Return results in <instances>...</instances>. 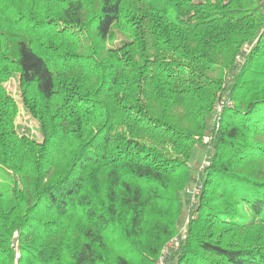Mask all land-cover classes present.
Returning a JSON list of instances; mask_svg holds the SVG:
<instances>
[{
    "label": "trees",
    "instance_id": "obj_1",
    "mask_svg": "<svg viewBox=\"0 0 264 264\" xmlns=\"http://www.w3.org/2000/svg\"><path fill=\"white\" fill-rule=\"evenodd\" d=\"M205 136L168 264H264V0H0V264H156Z\"/></svg>",
    "mask_w": 264,
    "mask_h": 264
},
{
    "label": "rangeland",
    "instance_id": "obj_2",
    "mask_svg": "<svg viewBox=\"0 0 264 264\" xmlns=\"http://www.w3.org/2000/svg\"><path fill=\"white\" fill-rule=\"evenodd\" d=\"M171 18L174 20L176 19V14L174 12L171 13ZM121 32L114 34L109 40L106 42V46L110 47L113 45H118L119 41L121 40ZM242 58V57H241ZM5 88L7 91L17 100L18 102V111L15 116V125L17 129L22 132L28 134L32 139L36 140L39 143H42L44 140L43 134L41 132V127L39 121L34 118L26 109V107L21 103L20 101V95H21V89H20V81L18 76H12L4 83ZM223 101L225 99H221L220 102L215 104L214 108V118L217 117V114L221 115L222 109H223ZM214 121L211 120V126H216L219 128L218 124H214ZM209 145V138L205 136L202 140V144H200L196 150L193 153V156L190 160V165L192 166V177H191V183L185 187L184 191L182 192V196L185 200H188V204L186 206V212L185 215L181 221V224L178 229V234H181L184 232L187 224L188 219H190V209L196 206L198 202V196L193 199V197L186 192L187 188L192 186L199 178V181L202 183L201 179V173L205 169V166H202L203 164L206 165L211 159V151ZM14 177L12 174L6 170L3 167H0V193L3 194L6 199L9 201L13 197V187H14ZM174 236V237H175ZM172 239V238H171ZM170 239V240H171ZM19 251H17L18 255Z\"/></svg>",
    "mask_w": 264,
    "mask_h": 264
},
{
    "label": "built area",
    "instance_id": "obj_3",
    "mask_svg": "<svg viewBox=\"0 0 264 264\" xmlns=\"http://www.w3.org/2000/svg\"><path fill=\"white\" fill-rule=\"evenodd\" d=\"M223 104H224V101H223ZM202 166H205V165L203 164ZM197 179L198 180L186 190V192L190 194L193 197V199H195V197L199 194V191L203 185L201 181H199V178ZM187 221H189V219ZM185 236H186V228L183 233L178 234L177 236L169 240L161 249V252L156 260V264H168L169 257L172 255L173 251L179 247L180 240L184 238Z\"/></svg>",
    "mask_w": 264,
    "mask_h": 264
}]
</instances>
